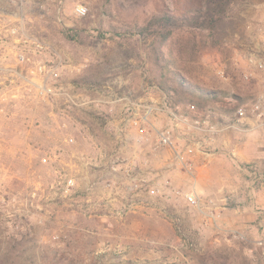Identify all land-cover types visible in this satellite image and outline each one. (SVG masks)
<instances>
[{
	"label": "rangeland",
	"instance_id": "1",
	"mask_svg": "<svg viewBox=\"0 0 264 264\" xmlns=\"http://www.w3.org/2000/svg\"><path fill=\"white\" fill-rule=\"evenodd\" d=\"M200 3L0 0L1 263L264 264V157L250 168L255 183L237 179L197 192L194 181H179L172 169L153 178L157 170L138 155L157 150L169 160L178 145L172 165L183 168L190 142L200 134L216 142L218 131L231 148L258 150L247 141L264 130V0H246L239 33L203 49L192 72L202 86L235 97L201 109L180 105L168 117L162 110L156 129L132 112L131 98L167 97L153 85L144 45L122 33L124 25ZM78 4L87 7L84 16L74 13ZM40 64L58 67L54 84L62 93H39ZM255 103L261 116L251 109ZM164 130L170 145L158 142ZM192 191L201 205L187 200ZM207 212L216 219L206 222Z\"/></svg>",
	"mask_w": 264,
	"mask_h": 264
},
{
	"label": "trees",
	"instance_id": "2",
	"mask_svg": "<svg viewBox=\"0 0 264 264\" xmlns=\"http://www.w3.org/2000/svg\"><path fill=\"white\" fill-rule=\"evenodd\" d=\"M246 0H201L199 7L181 13L168 9L151 12L143 23L124 25L127 36H135L144 45L155 71L153 85L162 91L170 108L193 105L201 109L221 96V90L207 88L193 80V70L201 67L203 49L217 48L240 31L241 7ZM203 264L217 260H203ZM4 264V262H0Z\"/></svg>",
	"mask_w": 264,
	"mask_h": 264
},
{
	"label": "crops",
	"instance_id": "3",
	"mask_svg": "<svg viewBox=\"0 0 264 264\" xmlns=\"http://www.w3.org/2000/svg\"><path fill=\"white\" fill-rule=\"evenodd\" d=\"M0 42L3 43V41ZM3 44H0V46ZM2 52V51H1ZM0 53V57L4 56V54ZM153 87V86H152ZM161 98L154 96V95H144L140 98L130 99L134 104L136 105V108L134 107V115L136 117H139V119L144 120L148 122L149 128L156 129L155 126V120L157 117H159L160 111L163 110L164 116H170L174 115V112L172 113L173 109L169 107V103L167 100L164 101V97ZM167 102V103H166ZM139 105L142 106V109L139 108ZM162 105V108L160 107ZM166 105V106H165ZM165 109H163L164 107ZM170 111V112H169ZM166 114V115H165ZM138 120V119H137ZM167 120V119H166ZM169 121V120H167ZM254 131V135H252V139H254L252 142L250 139L247 141L249 143H252V148H255L257 146L256 151H252L249 153L245 152L244 150L240 149L239 147L231 148L227 146L229 145V141L222 139L221 132L218 131L217 141L213 142V137H209L208 135H199V138L191 141L190 145H188L185 149L186 154L189 156V161L187 163H184L183 168H178L177 166L174 169V154L172 155L173 150L169 151V155L172 156V158L169 157V160L167 156L159 157L157 150H144V152H138V155L140 157V162L145 163L146 168L152 169L153 178H155V174L166 176L168 173H165L166 171H169V169H172L174 174L176 175L177 179L179 181H185L188 179H191L194 181L196 186L195 189L197 192L200 191V186L204 185H226V184H234V180L239 179V182H241V185H249V183H255L258 181L257 179V173L256 170L250 169L253 168L254 165L258 163L257 158L264 157V146L258 147L259 144L257 143H264V130L263 131ZM256 131V132H255ZM239 132V131H238ZM236 131V133H238ZM249 130H243L239 133H247ZM257 133H259L258 136H260L261 139H257ZM263 134V135H262ZM250 135V134H248ZM186 139V137H185ZM245 142V143H247ZM176 144V143H175ZM208 147V145H210ZM244 144V143H243ZM177 148L174 150L175 152H181L182 149L176 146ZM213 150V151H212ZM173 151V153H174ZM179 155V154H178ZM182 155V154H181ZM262 160V159H260ZM160 171V173H159ZM165 173V174H164ZM208 174V175H207ZM262 176V175H260ZM260 178V177H259ZM249 179H252L251 182L247 181ZM257 179V180H256ZM189 181V180H188ZM199 189V190H198ZM211 190V187L209 186L206 191ZM222 190V189H219ZM218 190V191H219ZM219 197L225 200L226 196L220 195ZM217 215H214V219H216Z\"/></svg>",
	"mask_w": 264,
	"mask_h": 264
},
{
	"label": "built area",
	"instance_id": "4",
	"mask_svg": "<svg viewBox=\"0 0 264 264\" xmlns=\"http://www.w3.org/2000/svg\"><path fill=\"white\" fill-rule=\"evenodd\" d=\"M73 11H74L75 15H77V16H84L87 13V7L85 5L78 4L74 7ZM26 59H27V57L25 54H23V53L18 54V61L19 62H25ZM37 73L40 74V76H42L40 82L37 84L39 93H41V94L62 93V92H59V90H57V88L54 84V82L57 81V79L59 77V71H58V67L56 65L40 64L37 67ZM190 107L193 108V105H191ZM251 109L254 111H257L258 116H261L263 114V112L260 110L258 103L253 104ZM245 110L246 109L244 106H240L237 108L236 113L242 115V114H244ZM158 142L161 144H167V145L172 144L173 140H172V137L170 134V130H164V131L160 132L159 136H158ZM186 198L191 204H195L197 206H199L203 203L195 191H192L191 193H189L186 196ZM210 201H211V203H213L212 200H210ZM214 215L215 214H213V213L207 212V214L205 215L206 217L204 218L205 221L208 222V220L214 219Z\"/></svg>",
	"mask_w": 264,
	"mask_h": 264
}]
</instances>
